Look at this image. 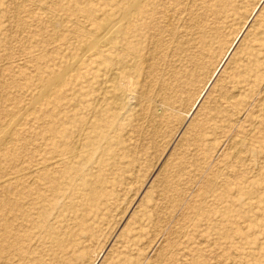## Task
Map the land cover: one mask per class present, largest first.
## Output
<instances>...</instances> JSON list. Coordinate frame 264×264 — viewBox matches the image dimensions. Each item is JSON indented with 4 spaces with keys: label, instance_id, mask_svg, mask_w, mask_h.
<instances>
[{
    "label": "rangeland",
    "instance_id": "374dc122",
    "mask_svg": "<svg viewBox=\"0 0 264 264\" xmlns=\"http://www.w3.org/2000/svg\"><path fill=\"white\" fill-rule=\"evenodd\" d=\"M14 1L0 0V203L47 213L27 264H264V0ZM89 8L124 21L127 50L79 36L72 14ZM130 62L132 106L115 112L104 87Z\"/></svg>",
    "mask_w": 264,
    "mask_h": 264
},
{
    "label": "bare ground",
    "instance_id": "6f19581e",
    "mask_svg": "<svg viewBox=\"0 0 264 264\" xmlns=\"http://www.w3.org/2000/svg\"><path fill=\"white\" fill-rule=\"evenodd\" d=\"M14 2L18 4L16 0ZM92 12L93 10L89 8L86 11L83 10L81 13L72 14L73 17L74 16L76 17H74V21L71 20V24L76 25V28H78V32L81 34L79 36L82 38H90L91 40H94V42L96 43L103 44L102 49L106 48L105 51H107V47H111L112 45L114 46H112V48H109V49L115 50L117 52L122 51L123 49L127 50V47L124 48L123 43H122L123 39H126V40L128 39L127 38L128 33L125 31V28H124V21L122 19H117V20L108 19L106 17L105 19L101 20V22L98 24L99 20L97 21V19L94 18V16H91ZM51 19H54V18L52 17ZM80 19L88 20L89 22L88 24H91V25H99L100 30L99 31H94V29L90 30L87 28V26H83L75 22V21H79ZM111 21L114 24L110 25ZM52 24H53V28H54L56 36L64 35V33L67 32V28H66L67 21H64V20L56 21L55 19V22H53ZM107 40H108V43H110V45L106 44ZM102 53L103 55H101V60L104 63L109 62L110 58L104 54V50L102 51ZM134 67H135V62H132V63L130 62L126 64V66L123 68L113 69L110 73L107 87L105 88L102 85V87H104L105 89L104 91H105L106 96L111 101V108H113L112 110H114L115 112L128 110L132 106L130 105V97L132 93L131 87L133 84L132 83L133 80L127 79L125 77V73H127L125 71H132ZM156 108H154L155 111H156ZM8 179H11V177H8L6 180L8 181ZM19 180L20 179H17L15 181L14 187H16V184H18ZM59 188L60 187L58 184L54 185L52 191L54 192L55 196L59 194ZM55 196H53L54 199H55ZM54 199L52 198L49 204H47V206H44V209L57 208V201H55ZM32 215L33 213L26 207V204L22 201H17L14 199L11 200L10 198H7V199H4L0 203V264H27L28 262L31 261V259H33V256L35 257V253L37 252V249L33 247V243L35 239H38L39 241L43 240L42 230L44 226L47 224V213L45 211L40 212V215L38 218H35L33 217L34 215L33 216ZM49 232H50L49 238L52 239L53 234H55L54 233L55 227L54 228L50 227ZM43 243H44V240H43ZM58 246L61 247V245H58ZM42 260H43L42 257H39L38 262L36 264H41L43 262Z\"/></svg>",
    "mask_w": 264,
    "mask_h": 264
}]
</instances>
